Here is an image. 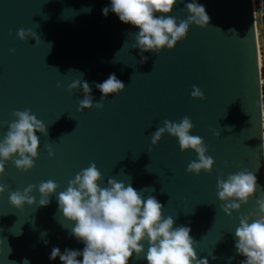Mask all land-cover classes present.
<instances>
[{
	"label": "water",
	"instance_id": "95a60500",
	"mask_svg": "<svg viewBox=\"0 0 264 264\" xmlns=\"http://www.w3.org/2000/svg\"><path fill=\"white\" fill-rule=\"evenodd\" d=\"M188 2L192 0H178L167 15L178 23L186 19ZM197 2L205 6L208 26L190 25L173 49L145 52L147 60L140 63V50L131 47L138 28L121 22L114 12L103 14L111 0H0V122H11L15 110L30 109L48 125L47 136L36 133L40 147L35 166L23 171L8 161L0 175L5 187L0 194V264H24L25 259L29 264H61L59 257L49 259L54 246L62 253L83 249L71 234L75 222L59 210L58 194L92 162L102 173L101 187L115 178L138 191L149 188L142 197L155 196L164 205L163 216L174 218V227L191 228L198 258L209 264L245 259L235 249V229L240 216L258 210L256 201L264 194L262 68L254 4ZM21 28L35 31L40 42L31 36L21 40ZM112 73L125 89L109 95L100 109L79 111L82 88L69 92L68 85L86 80L94 102L100 101L95 84ZM193 85L205 99L190 95ZM184 116L194 124L190 134L202 137L206 154L214 158L211 173L187 172L197 153L181 151L178 138L168 133L151 144V134L164 119L179 122ZM7 131V124H0V139ZM244 168L257 177V191L229 216L220 207L224 202L217 194V178ZM47 180L59 188L47 206H40L38 186ZM30 184L37 186L31 193L36 203L12 205L10 193ZM147 248L144 241V253L129 264H147Z\"/></svg>",
	"mask_w": 264,
	"mask_h": 264
},
{
	"label": "clouds",
	"instance_id": "9594fccd",
	"mask_svg": "<svg viewBox=\"0 0 264 264\" xmlns=\"http://www.w3.org/2000/svg\"><path fill=\"white\" fill-rule=\"evenodd\" d=\"M47 2V0H45ZM183 2V0H180ZM178 0H111L110 7L102 11L105 16L114 12L125 24L138 28L135 33V43L132 48L140 50V63L147 57L145 52L159 54L164 48L173 49L178 41L186 38L189 27L195 24L206 27L210 17L205 6L197 0L184 3L188 12L186 19L179 20L171 15ZM90 11V9H87ZM159 14V15H158ZM21 40L33 37L39 43L40 36L32 29L21 28L17 32ZM15 52V49H11ZM81 75H83L81 73ZM61 83L57 82V87ZM82 88L83 99L79 101V111L103 107V100L109 95L118 94L126 85L117 78L115 73L102 83H96L100 90V101L94 102L92 88L86 80H75L67 90L71 92ZM190 95L193 98L205 99L204 92L196 85L192 86ZM262 101L259 100V108ZM14 119L7 124L8 131L0 139V175L5 172V164L12 161L17 169L28 171L35 166L38 158L40 137L37 132L47 136L48 125L31 113L30 109L15 110L11 114ZM194 124L189 116H184L179 122L164 119L163 126L151 134V144L156 145L165 133L178 138L181 151L189 149L197 153V159L191 161L186 171L199 175L201 171L211 173L214 158L207 155L208 148L203 138L190 134ZM214 135L220 136V131L214 130ZM264 150V134L260 132ZM151 149H149L150 151ZM49 156L55 155L51 145H48ZM229 162L225 161V166ZM103 179L101 171L95 162L75 174L68 181L65 190L58 194V206L64 218L75 222L71 234L84 245L82 250L65 249L63 253L54 246L49 256L50 260L59 257L61 264H129L135 255L137 258L144 253V241L148 248L145 259L147 264H209L207 258H198L195 248L197 241L190 235L188 226L174 227V218L163 216L164 205L155 196L142 197L130 183L125 185L115 178L107 180V186L101 187ZM36 185H28L23 191H12L9 200L12 205L22 208L27 203H36L31 193ZM257 177L247 168L227 178H217V194L222 210L231 216L233 210H239L257 191ZM59 185L53 180L42 181L38 186L41 195L40 206L50 203L49 197L56 193ZM155 191L154 188H150ZM5 191L0 184V194ZM258 210L239 218V226L235 229V249L245 259L240 264H264V194L256 201ZM251 221V222H250ZM46 235V234H42ZM45 245L48 240L43 241ZM82 257L83 259H77ZM13 264H16L13 261ZM24 264H29L27 259Z\"/></svg>",
	"mask_w": 264,
	"mask_h": 264
},
{
	"label": "built area",
	"instance_id": "2783aa9c",
	"mask_svg": "<svg viewBox=\"0 0 264 264\" xmlns=\"http://www.w3.org/2000/svg\"><path fill=\"white\" fill-rule=\"evenodd\" d=\"M256 25H257V36H258V47H259V60L262 68V96H263V120H264V0H253ZM260 43V46H259Z\"/></svg>",
	"mask_w": 264,
	"mask_h": 264
},
{
	"label": "rangeland",
	"instance_id": "374dc122",
	"mask_svg": "<svg viewBox=\"0 0 264 264\" xmlns=\"http://www.w3.org/2000/svg\"><path fill=\"white\" fill-rule=\"evenodd\" d=\"M259 46H260V43H259Z\"/></svg>",
	"mask_w": 264,
	"mask_h": 264
}]
</instances>
